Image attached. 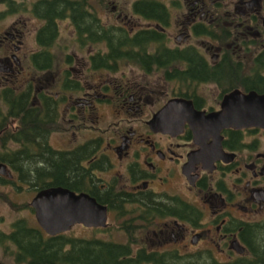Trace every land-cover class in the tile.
I'll list each match as a JSON object with an SVG mask.
<instances>
[{
  "label": "flooded vegetation",
  "instance_id": "obj_1",
  "mask_svg": "<svg viewBox=\"0 0 264 264\" xmlns=\"http://www.w3.org/2000/svg\"><path fill=\"white\" fill-rule=\"evenodd\" d=\"M14 1L21 4L15 10L0 1V20L14 18L0 30V92L10 88L27 94L32 98L28 102L42 115L45 101L53 103L49 144L58 152L80 154L74 188H65L86 193L104 205L106 224H75L68 231L48 235L38 223L29 225L25 217L3 225L1 215L0 245H13V249L4 247L13 256L8 264H38L20 257L14 237L22 227L38 229L42 239L67 235L74 226L105 235L116 233L121 240L92 238L127 246L133 254L143 250L175 255L180 264L197 252L211 253L215 260L208 263H223L216 253L237 258L247 254L254 240L260 242L264 234V141L257 134L264 139V129H223L221 147L226 156L210 161L191 154L201 147L212 151L213 137L195 140L190 124L197 121L196 112L207 115L219 110L233 90H261L264 0H133L130 15L99 0L106 16L111 6L123 23L106 21L93 0H85V13L80 15L84 22L77 24L70 14L56 19L57 36L50 46L37 42L46 23L32 11L37 0ZM27 13L31 16L24 20ZM130 16L143 24L137 25ZM30 19L40 21L34 31L37 49L31 52L24 45ZM62 21L68 23L74 44L85 49L84 61L73 50L66 53L63 67L56 64L51 50ZM113 30L125 32L129 39L140 33L155 34L156 39L120 53L110 52L100 35ZM46 52L48 68L41 56ZM29 69L35 77H30ZM173 99L180 101L167 116L170 126L154 130L151 120ZM0 108L4 112L1 99ZM57 131L80 134V141L76 137L66 147H54L50 136ZM5 165L0 195L12 206H16L9 197L13 193L26 189L34 193L33 198L44 188L61 186L33 188L29 179L20 180L18 172ZM190 191L199 194L190 195ZM31 200L25 205L34 213ZM234 241L245 248L243 253L234 248Z\"/></svg>",
  "mask_w": 264,
  "mask_h": 264
},
{
  "label": "trees",
  "instance_id": "obj_2",
  "mask_svg": "<svg viewBox=\"0 0 264 264\" xmlns=\"http://www.w3.org/2000/svg\"><path fill=\"white\" fill-rule=\"evenodd\" d=\"M0 1H7L13 10L21 5L14 0ZM84 3L85 0H37L34 2L32 11L36 16L46 20L38 34L37 42L50 46L57 36L56 19L66 14H70L77 24L84 22L80 16L85 13L82 11ZM92 23L95 26L97 22ZM100 36L106 39L110 52L119 53L122 49L127 50L140 45L139 42L156 39V35L152 33L136 34L129 39L125 32L117 30L103 31ZM35 56L33 60L38 68ZM41 56L45 59L44 66L48 68L49 54L46 52ZM259 79L261 90L258 92H264V78ZM0 99L5 105L4 112L0 108V162L12 166L18 172L20 180L29 179L33 188L42 189L51 185L74 188L73 181L77 178L79 171L77 157L80 154L58 152L49 144L48 135L54 125L52 123L53 103L45 101L46 108L42 115L36 105L28 102L32 98L22 92L4 88L0 92ZM8 118H14L15 122L11 124ZM38 231V229L22 227L19 236L14 237L18 239L15 245L20 251V257H30L34 263L38 264H180L176 262L175 255L158 256L156 253L143 250L133 254L127 246L104 242L96 238L88 239L65 234L42 239ZM259 241L254 240L248 245L246 255L219 264H264V234L259 236ZM214 260L211 253L197 252L193 254V257L189 255L183 264H214L208 263Z\"/></svg>",
  "mask_w": 264,
  "mask_h": 264
},
{
  "label": "water",
  "instance_id": "obj_3",
  "mask_svg": "<svg viewBox=\"0 0 264 264\" xmlns=\"http://www.w3.org/2000/svg\"><path fill=\"white\" fill-rule=\"evenodd\" d=\"M173 100L163 106L151 120L150 126L154 130L165 131L170 126L166 121L167 116L174 103L180 101L179 99ZM196 113L197 121L190 124L195 140L202 141L212 136L211 143L215 145V148L211 151V149L201 147L191 155L205 156L206 159L214 161L224 158L226 154L221 147L220 132L223 129H241L253 126L264 129V93L254 90L247 93L233 90L224 97L219 110L207 115ZM5 166L4 163H0V173H4ZM30 205L35 211L38 224L49 235L67 231L74 224H83L88 227L105 226L106 224V207L104 205L86 193L76 194L61 186L48 187L38 191ZM233 243L238 252H244L245 248L242 245L237 241ZM0 264L2 263L0 262Z\"/></svg>",
  "mask_w": 264,
  "mask_h": 264
},
{
  "label": "rangeland",
  "instance_id": "obj_4",
  "mask_svg": "<svg viewBox=\"0 0 264 264\" xmlns=\"http://www.w3.org/2000/svg\"><path fill=\"white\" fill-rule=\"evenodd\" d=\"M20 1V0H18ZM133 0H103V2L105 4H115L117 6V8L121 9V11L123 12V14H127L130 15L131 11H130V4ZM92 4L96 7L97 6V10H99L98 12L102 15L103 18H105L106 21H110V22H114V23H123L124 19L122 18H115V14L112 11V8L110 6V9L108 11V15L106 16L104 14V9L101 8L99 6V0H93L91 1ZM3 6H0V8H2ZM31 14L27 13L24 14L23 19L27 20L28 17H30ZM14 18H6L3 20H0V30L5 27L7 25V23H9L11 20H13ZM130 19H132V21H134L137 25H142L143 22L141 21V19H137L134 17L130 16ZM30 21H32L29 24L28 27V33L26 34V36L24 37V45L26 46L27 50L29 52L31 51H35L37 49V43L34 40V31L35 29H37V27L40 24V21H38L37 19H30ZM68 23L66 21H62L59 23V27H60V35L59 38L57 39L56 43L51 47V50L54 53L55 56V60H56V64H58V62L60 63V66L63 67L62 65V61L64 60V55L66 53H69V51H74L77 53L78 57L81 58L82 61H84V53H85V49H79L78 45L74 44L73 41V37L72 35V31L70 30V27L67 26ZM96 48V46H95ZM28 63H26L27 65ZM84 66V65H83ZM103 73H106L108 71L102 70ZM99 73V71H97V73H95V75H97ZM109 75H113V73L109 72ZM29 75L30 77H35V73H33L32 69H29ZM156 76V75H155ZM156 78H158L156 76ZM54 90H57V86L55 87ZM66 126H68L67 123H65ZM57 132H53L50 136V142L54 147H66L69 145L70 142L73 141V138L78 139V141H80V134L75 136H70L69 134H61ZM92 135H94L92 133ZM88 136V135H87ZM257 137H259L260 141L262 139V141H264L263 137L261 134H257ZM82 140V139H81ZM261 147H264V143H261ZM115 176L118 173V170H115ZM105 177H108L107 179H110L109 175H104ZM3 190L2 187H0V191ZM34 193H32L31 191H27L22 190L20 193L18 194H12L9 197L16 203V206H12L10 204H8V201H5V198H3L0 195V216L3 215L5 220H3V225H7L10 222L14 221V218L16 217H25L27 219V223L31 226L33 225H37L35 216L33 211H31L26 205V202H29L32 198ZM189 194L191 195H197L199 193H197L196 191H190ZM8 198V197H7ZM18 204V205H17ZM23 206V207H22ZM17 208L13 209V208ZM27 207V208H26ZM21 208H23L21 210ZM0 227H2V224H0ZM68 236H74V237H87V238H92V237H98V238H114L116 240H121L122 237L116 233H114L113 235H105L104 233H102L100 230H92V229H88L85 227H81V226H74L68 233ZM7 246L10 249H13V245H11L10 243H6ZM6 244H2L0 245V261L3 264H8L11 263L13 261V256L10 253L6 252V249L4 248L6 246ZM216 259L220 262H225V261H229L231 259L234 258H230L227 255L224 254H215Z\"/></svg>",
  "mask_w": 264,
  "mask_h": 264
}]
</instances>
